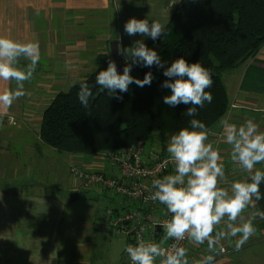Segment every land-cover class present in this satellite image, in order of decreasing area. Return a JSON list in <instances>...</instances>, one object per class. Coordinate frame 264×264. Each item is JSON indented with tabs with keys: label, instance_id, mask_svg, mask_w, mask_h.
Returning <instances> with one entry per match:
<instances>
[{
	"label": "crops",
	"instance_id": "1",
	"mask_svg": "<svg viewBox=\"0 0 264 264\" xmlns=\"http://www.w3.org/2000/svg\"><path fill=\"white\" fill-rule=\"evenodd\" d=\"M179 2L180 0H0V35L37 42L41 59L34 74L47 75L48 78L47 81L43 79L38 82L36 97L22 96L10 107L0 106V264H130L124 251L128 241L114 236L103 219V209L111 204L106 194L103 193L108 203L99 208L101 216L84 220L79 230L73 232L74 219L66 213L71 195L77 194V199H73V202L84 192L89 199H95L96 195L87 193L90 190L82 187L74 188V192L68 188L67 183L51 186L43 178L37 179L45 176L38 170L41 167L35 163L34 157L36 152L39 155L52 152L65 157L69 161V168L73 160H79L85 168L95 166L92 160L87 161L84 156L59 153L48 147L40 136L45 107L57 93L67 90L68 85H73V82H68L70 77L77 76L82 71L89 60L85 58L90 53L88 49L91 52L93 50L94 43L83 37L85 13H89L87 17L92 21L101 23L109 21L104 14L109 10L108 7H112L117 15L113 22L120 29H124L126 21L132 17L158 20L166 25ZM35 9L41 10L40 15L35 14ZM117 40L120 46L127 47L125 44H128L122 40L121 35ZM151 41L150 38L145 40L147 45ZM46 61L54 64L47 67ZM26 63L21 61L22 66ZM225 75L227 80L224 84L229 100L227 112H230L228 121L239 125L252 119L259 130L264 132V44L254 57L227 71ZM85 76L84 79L88 75ZM35 81L33 78L25 81L24 88H29L27 94L31 93L30 85ZM45 86L57 91L51 92ZM15 87L13 81H0V91ZM217 128L220 130L221 124ZM3 130L12 132L4 133ZM165 140L166 138L163 139L164 142ZM165 146L167 147L166 144ZM220 150L222 161L227 165L231 161V146L223 140ZM7 160L11 163L6 165ZM256 167L264 170V163ZM235 172L238 173L234 176L235 180L247 175L239 170ZM68 179L70 180V173ZM235 180L226 175L219 186L230 187V183ZM260 190L264 194V183ZM260 213H264V198L254 200V206L250 205L242 213L246 220L252 221L254 235L239 249L235 247L238 237L222 240L235 249H231L225 256H219L217 248L212 253L215 257L214 264H264V219L260 218ZM114 238L123 241L121 247L114 246ZM208 254L206 243L197 245L189 242L186 256L189 264H202Z\"/></svg>",
	"mask_w": 264,
	"mask_h": 264
},
{
	"label": "clouds",
	"instance_id": "2",
	"mask_svg": "<svg viewBox=\"0 0 264 264\" xmlns=\"http://www.w3.org/2000/svg\"><path fill=\"white\" fill-rule=\"evenodd\" d=\"M40 11L35 9V14L40 15ZM124 32L132 37L139 34L141 39L133 41L129 47L117 45L118 54L126 60L124 68L118 70L115 60L109 59L107 67L96 73L95 84L106 90L110 97L123 99L122 94L129 91L130 85L143 88L151 86L153 81L152 71L141 79L132 74L133 67L151 69L155 66L166 77L160 85L168 90L163 102L173 108L180 104L189 105L186 109V115L191 118L188 126L171 134L167 143L166 150L174 168L152 180L154 190L147 199L165 206L170 214L169 219L159 225L165 233L163 241L187 238L197 245L206 243L209 254L202 264H214L212 253L222 240L238 237L235 247L239 249L255 233L252 221L246 220L242 213L250 205L254 206V200L264 198L260 190L264 170L256 167L264 163V132L252 119L239 125L221 121L220 135L231 146L230 160L247 175L233 181L230 187L219 186V182L225 179L222 156L208 142L206 124L197 118V109L213 100L212 93L206 91L213 84L211 70L199 62L189 63L183 56L171 63L163 61L157 49L149 47L144 40L145 37L153 41L163 40L165 25L158 20L132 17L126 21ZM40 59L37 42L0 35V81H13L16 85L14 89L0 91V106L10 107L26 95L24 82L33 78ZM21 61L27 63L22 66ZM77 83L78 102L88 108L92 90L83 81H74L73 87ZM260 218L264 219V213H260ZM124 251L130 264H156L157 261L159 264H189L187 250L175 244L165 249L160 243L140 240L135 245L128 244Z\"/></svg>",
	"mask_w": 264,
	"mask_h": 264
},
{
	"label": "trees",
	"instance_id": "3",
	"mask_svg": "<svg viewBox=\"0 0 264 264\" xmlns=\"http://www.w3.org/2000/svg\"><path fill=\"white\" fill-rule=\"evenodd\" d=\"M165 32L163 40L150 43L162 45L159 54L163 61L171 63L183 56L212 72L213 84L206 91L212 93L213 100L197 109V118L206 124L208 134L217 129L229 109L223 73L254 57L264 44V0H180ZM108 60H101L83 80L92 90L88 108L78 102V83L53 97L42 116V141L59 153L94 159V167L104 152L128 148L143 138H159L156 145L162 146L156 149L167 153L163 137L188 126L189 105L173 108L163 102L168 90L160 85L166 77L155 66L133 67L132 74L141 79L152 71L151 86L132 84L123 99L110 97L95 84L96 73L107 67Z\"/></svg>",
	"mask_w": 264,
	"mask_h": 264
},
{
	"label": "built area",
	"instance_id": "4",
	"mask_svg": "<svg viewBox=\"0 0 264 264\" xmlns=\"http://www.w3.org/2000/svg\"><path fill=\"white\" fill-rule=\"evenodd\" d=\"M221 131L222 128L208 132V142L219 151L223 142ZM149 141L143 138L128 148L106 151L97 167L83 169L79 160H73L70 167L72 184L85 190L100 188L104 191L111 204L104 209L103 219L114 236L125 238L133 245L144 240L160 243L165 249L175 244L187 250L190 242L187 238L183 241L162 240L165 233L162 226L161 230L158 226L167 221L170 214L165 206L147 199L154 190L152 180L174 168L168 152L164 153L162 148L147 150ZM218 249V255L225 256L235 248L221 241Z\"/></svg>",
	"mask_w": 264,
	"mask_h": 264
},
{
	"label": "rangeland",
	"instance_id": "5",
	"mask_svg": "<svg viewBox=\"0 0 264 264\" xmlns=\"http://www.w3.org/2000/svg\"><path fill=\"white\" fill-rule=\"evenodd\" d=\"M108 9L109 10L106 11L108 13L105 12L104 15L106 16V19H108L109 21L105 20L101 23L98 21H92L91 19H89L87 17V16H89V13H85L83 37L85 38L84 40H87V41H90L91 43L92 42L94 43L93 50L91 52V50L88 49V51L90 53L85 55V58H87L89 60L84 64L82 71H80L77 76H71L70 77V79L68 81L69 83L74 82V81H83L85 75L89 76L91 73H93V71H95L98 68V63L101 60L113 59L111 56L110 44L113 40H117V37L119 35H121L122 40H124V42H126L129 46L132 45V44L130 45L129 43H133V41H135L137 39H141V36L139 34H137V36L132 37V36L127 35V33L124 32V29L116 28L115 23L113 22V19L117 15L112 11L113 10L112 7H108ZM124 9L125 8H123V10ZM100 17H101V15H100ZM144 40H146V37L144 38ZM128 45L125 44V46L129 47ZM149 47H155L158 52L162 49V45L160 43H153ZM104 53H107V54H104ZM22 63H25V62H22ZM53 64H54V62H52L50 64V62L46 61L47 67H49L50 65L52 66ZM226 73L227 72L223 73V81L224 82H226V80H227V76L225 75ZM33 79L36 81L30 85L31 93L27 94L29 92V88H27V89L25 88L26 89V95L23 97H27V98L32 97V96L36 97V93H38V88H39L37 86L38 82H42L43 79L45 81L48 80L47 75L37 76L36 74L33 75ZM25 85H26V83L24 82V86ZM69 86L70 85H68V88H69ZM45 88L51 90V88H49V86H45ZM50 90H48V92H50ZM55 91H57V90H54V89L51 90V92H55ZM48 95H50V93ZM48 95H45V96L47 97ZM230 98H231V95H230ZM224 118H226L225 120H228L230 118V112H227V114H225ZM212 129H214V128H212ZM218 130L214 129L212 131H218ZM3 131H4V133H6L8 131L12 132V130H3ZM170 135L171 134H168V135L163 137V139L166 138V140L164 142L166 145L168 143V139H169ZM158 139L159 138L151 139L147 144V147H146L147 150L158 148V145H156L159 142ZM37 149H38V147H37ZM220 153H221V150H220ZM222 158H223V156H222ZM34 159L36 161L35 163L39 167H41L38 170L41 173L43 172L44 176L46 177L45 178V177L41 176L40 178H37V179L40 180L43 178L47 183L49 182V185H51V186H54V184L60 186V185H64L67 183L68 188L70 190L72 189L74 192H76L77 187H72L71 174H70V180L68 179L69 173H70V170H69L70 168H69V161H67V159H65V157L54 155V154H52V152L51 153L45 152V153H42V155H39L36 152ZM85 159H87V161L91 160L90 157H86V156H85ZM0 161H1V159H0ZM92 161L94 162V159H92ZM8 162L11 163L10 160L9 161L7 160L5 162V164L7 165ZM222 163L224 164V167L226 168L225 170L226 171L228 170L227 172H225V176L227 175V177L229 176V178H232L233 180H235L234 176H236V174H238L235 171L239 170L236 167V165H234L231 161H228L227 165H225L224 161H222ZM70 167H71V164H70ZM3 168H6V167L4 166ZM39 180H37V181H39ZM66 188H67V186H66ZM74 188H76V189H74ZM38 189H40V188H38ZM98 189L99 188L93 189L91 191H87V193H89L91 195L95 194L96 195L95 199L86 198L85 196L88 194H84L85 192L81 193V196L79 197V199L75 200L74 202H73V200L69 199V203L67 205L66 213H67L68 217L74 219V222L72 225L74 227L73 232H77V230H79L80 224L84 220H86V219L91 220L94 217L99 218L101 216L99 208L101 209L102 207L106 206L108 201L104 197L105 193L103 192V190L102 189L98 190ZM103 193H104V195H103ZM73 194H76V193H73ZM70 201H72L73 203H71ZM103 211H104V209H103ZM112 241H113V244L116 248L121 247V245L123 244V241L122 240L119 241V240H117V238H114Z\"/></svg>",
	"mask_w": 264,
	"mask_h": 264
},
{
	"label": "water",
	"instance_id": "6",
	"mask_svg": "<svg viewBox=\"0 0 264 264\" xmlns=\"http://www.w3.org/2000/svg\"><path fill=\"white\" fill-rule=\"evenodd\" d=\"M117 45H119V41L118 40H113L111 42V44H110V50H111V55H112L113 59L117 63L118 70H122L124 68L125 64H126V61H125L123 56L118 54ZM132 72H133V69H132ZM76 197H77L76 194H72L71 195V200L76 199ZM158 230H161L160 226H158Z\"/></svg>",
	"mask_w": 264,
	"mask_h": 264
}]
</instances>
